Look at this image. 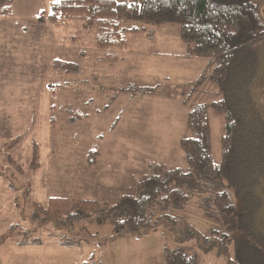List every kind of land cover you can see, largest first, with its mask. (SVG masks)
Returning <instances> with one entry per match:
<instances>
[{
    "label": "rangeland",
    "instance_id": "1",
    "mask_svg": "<svg viewBox=\"0 0 264 264\" xmlns=\"http://www.w3.org/2000/svg\"><path fill=\"white\" fill-rule=\"evenodd\" d=\"M53 2L15 0L13 13L0 16V264H165L166 247L180 245L200 264H228L194 239L176 243L165 226L112 242V218L93 216L60 230L33 220L34 203L46 205L51 197L115 203L134 194L153 163L187 171L180 141L190 134L194 103L209 105L216 162L221 153L223 115L211 106L219 89L209 79L196 87L210 72V59L188 54L179 25L143 24L140 35L128 34V48L102 51L84 17L60 28L39 23V13H49ZM252 47L259 57L252 90L264 118V38ZM34 141L40 147L37 169L31 167ZM91 151H98L93 166ZM263 188L264 176L253 189L262 196L252 219L257 232H264ZM230 192L242 210L241 195ZM166 213L205 235L227 229L235 237L232 256L244 234L232 228L237 216L207 213L195 202Z\"/></svg>",
    "mask_w": 264,
    "mask_h": 264
},
{
    "label": "trees",
    "instance_id": "2",
    "mask_svg": "<svg viewBox=\"0 0 264 264\" xmlns=\"http://www.w3.org/2000/svg\"><path fill=\"white\" fill-rule=\"evenodd\" d=\"M14 3L0 0V16L11 15ZM263 7L264 0H58L49 13L41 11L38 22L57 28L73 17H84L85 27L95 30L94 47L102 51L128 48V34L140 35L143 24L179 25L188 54L210 59V72L196 81V87L206 79L217 86L219 98L211 106L223 120L219 162L213 154L209 105L194 103L187 118L190 134L180 141L187 171L153 163L151 174L139 181L134 194L123 195L115 203L51 197L46 205L34 203L33 220L39 226L52 223L60 230L93 216L100 222L112 218L116 229L112 242L128 235L143 237L165 226L174 232L176 243L194 239L202 251L215 250L227 257L228 264H264V232H257L252 221L262 207V196L253 189L261 185L264 176V118L252 90L259 67L252 46L264 38ZM60 66L67 72H78L71 63ZM97 154L91 151L90 166L96 163L92 159ZM39 162L40 147L34 141L32 169L39 168ZM232 189L242 197V210L234 205ZM190 202L207 213L217 210L238 217L232 228L244 234L236 238L233 256L230 245L235 237L227 229H214L205 235L166 213L184 209ZM165 261L200 264L182 245L166 247Z\"/></svg>",
    "mask_w": 264,
    "mask_h": 264
},
{
    "label": "crops",
    "instance_id": "3",
    "mask_svg": "<svg viewBox=\"0 0 264 264\" xmlns=\"http://www.w3.org/2000/svg\"><path fill=\"white\" fill-rule=\"evenodd\" d=\"M211 63V62H210ZM124 239V238H123ZM120 240V239H119ZM115 242V241H114ZM83 244H81V246H82ZM95 255H93V256H91V258H93ZM165 264H166V261H165Z\"/></svg>",
    "mask_w": 264,
    "mask_h": 264
},
{
    "label": "snow or ice",
    "instance_id": "4",
    "mask_svg": "<svg viewBox=\"0 0 264 264\" xmlns=\"http://www.w3.org/2000/svg\"><path fill=\"white\" fill-rule=\"evenodd\" d=\"M54 2H58V0H54Z\"/></svg>",
    "mask_w": 264,
    "mask_h": 264
}]
</instances>
